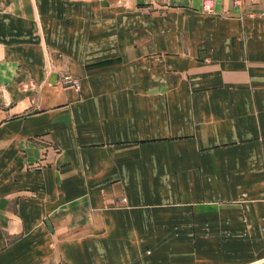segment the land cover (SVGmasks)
Returning <instances> with one entry per match:
<instances>
[{
	"label": "crops",
	"instance_id": "crops-1",
	"mask_svg": "<svg viewBox=\"0 0 264 264\" xmlns=\"http://www.w3.org/2000/svg\"><path fill=\"white\" fill-rule=\"evenodd\" d=\"M205 1L0 0V264H264V0Z\"/></svg>",
	"mask_w": 264,
	"mask_h": 264
},
{
	"label": "built area",
	"instance_id": "built-area-1",
	"mask_svg": "<svg viewBox=\"0 0 264 264\" xmlns=\"http://www.w3.org/2000/svg\"><path fill=\"white\" fill-rule=\"evenodd\" d=\"M204 7L206 9H210L211 8V3L210 0H206L204 3ZM62 81L64 84H68V85H72L73 87H75L77 90L80 89V84L78 82V80H76L75 78H73L71 75L69 74H65L62 77Z\"/></svg>",
	"mask_w": 264,
	"mask_h": 264
}]
</instances>
